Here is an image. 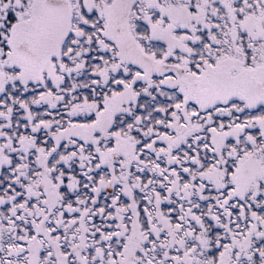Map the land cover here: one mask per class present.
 I'll return each mask as SVG.
<instances>
[{"label":"snow or ice","instance_id":"obj_1","mask_svg":"<svg viewBox=\"0 0 264 264\" xmlns=\"http://www.w3.org/2000/svg\"><path fill=\"white\" fill-rule=\"evenodd\" d=\"M0 264H264V0H0Z\"/></svg>","mask_w":264,"mask_h":264}]
</instances>
